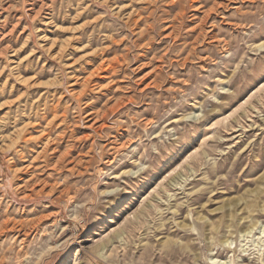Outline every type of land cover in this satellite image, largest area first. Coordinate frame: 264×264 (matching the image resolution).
I'll use <instances>...</instances> for the list:
<instances>
[{"label": "rangeland", "instance_id": "obj_1", "mask_svg": "<svg viewBox=\"0 0 264 264\" xmlns=\"http://www.w3.org/2000/svg\"><path fill=\"white\" fill-rule=\"evenodd\" d=\"M1 126L0 264H264V0H0Z\"/></svg>", "mask_w": 264, "mask_h": 264}, {"label": "bare ground", "instance_id": "obj_2", "mask_svg": "<svg viewBox=\"0 0 264 264\" xmlns=\"http://www.w3.org/2000/svg\"><path fill=\"white\" fill-rule=\"evenodd\" d=\"M5 94V93H4ZM11 105H12V101H11ZM4 106V105H3ZM10 106V105H9ZM19 111V110H18ZM9 114V113H8ZM24 115V114H23ZM20 117V116H19ZM30 119V118H29ZM22 120V119H21ZM17 122V121H16ZM25 121H21V123H23L22 124V126L20 127V128H23V133L25 132V131H27V130H31L30 128L31 127H33V125L34 124H32L31 122H30V120H29V122H27V123H24ZM37 125V124H36ZM1 128H5V126H1L0 127V129ZM20 128H18V129H20ZM34 130V129H33ZM18 131V130H17ZM15 132V131H14ZM21 133H22V131H20ZM41 137V136H40ZM41 139H43V138H41ZM48 139V138H47ZM37 140V139H36ZM31 141H34V139H32V138H30V137H27L25 140H24V142L25 143H27V142H31ZM43 149H42V152L43 153H45V151L47 150V148H48V142H45L44 144H43ZM21 172H24V175H26V180H25V184H29V182L30 181H32L33 179H34V174H33V166H32V163H30L29 165H27V166H24L22 169H21ZM23 174V173H22ZM225 249H227V250H231V248H230V246H229V244L225 247ZM208 264H228V262H222L221 260L219 261V260H217V259H214V258H211V259H209V262H208Z\"/></svg>", "mask_w": 264, "mask_h": 264}]
</instances>
